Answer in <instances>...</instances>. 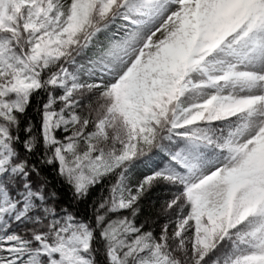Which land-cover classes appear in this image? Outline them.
Returning a JSON list of instances; mask_svg holds the SVG:
<instances>
[{"label":"snow or ice","instance_id":"6c2138e0","mask_svg":"<svg viewBox=\"0 0 264 264\" xmlns=\"http://www.w3.org/2000/svg\"><path fill=\"white\" fill-rule=\"evenodd\" d=\"M0 264H264V0H0Z\"/></svg>","mask_w":264,"mask_h":264}]
</instances>
